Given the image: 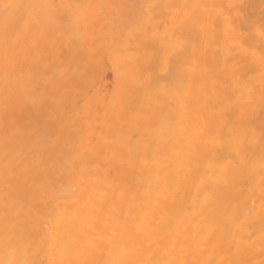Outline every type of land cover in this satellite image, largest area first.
Masks as SVG:
<instances>
[{
  "label": "bare ground",
  "instance_id": "6f19581e",
  "mask_svg": "<svg viewBox=\"0 0 264 264\" xmlns=\"http://www.w3.org/2000/svg\"><path fill=\"white\" fill-rule=\"evenodd\" d=\"M114 2L0 0V262L264 264V0Z\"/></svg>",
  "mask_w": 264,
  "mask_h": 264
},
{
  "label": "rangeland",
  "instance_id": "374dc122",
  "mask_svg": "<svg viewBox=\"0 0 264 264\" xmlns=\"http://www.w3.org/2000/svg\"><path fill=\"white\" fill-rule=\"evenodd\" d=\"M114 1H115V2H114ZM121 1H122V0H113V2H114V4H115L116 7H118V5L120 4ZM105 58H106V57H105ZM105 60H107V59H105ZM106 62H107V61H106ZM106 71H107V73H105V78H104L105 80H104V81L106 82V86H107V88H109L110 85H108V84H110V81L112 80V78H111L110 80L107 79V78H110V77H112V76H111V71H110V69L108 68V65H107V70H106ZM109 71H110V74L108 73ZM106 74H108L109 77H106ZM60 154H62V153H59V154H58L59 157H60ZM61 157H62V156H61Z\"/></svg>",
  "mask_w": 264,
  "mask_h": 264
},
{
  "label": "snow or ice",
  "instance_id": "6c2138e0",
  "mask_svg": "<svg viewBox=\"0 0 264 264\" xmlns=\"http://www.w3.org/2000/svg\"><path fill=\"white\" fill-rule=\"evenodd\" d=\"M8 7H17V8H19L21 6L20 5H6L5 6V8H8ZM262 33H264V27H262ZM0 264H2V262H0ZM10 264H11V262H10Z\"/></svg>",
  "mask_w": 264,
  "mask_h": 264
}]
</instances>
